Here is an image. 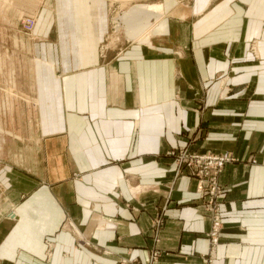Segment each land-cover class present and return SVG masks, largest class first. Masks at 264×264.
Returning <instances> with one entry per match:
<instances>
[{
	"label": "crops",
	"instance_id": "1",
	"mask_svg": "<svg viewBox=\"0 0 264 264\" xmlns=\"http://www.w3.org/2000/svg\"><path fill=\"white\" fill-rule=\"evenodd\" d=\"M39 1L8 37L33 69L0 160V264H264V0H160L154 48L104 49L119 0ZM176 148L235 158L215 246Z\"/></svg>",
	"mask_w": 264,
	"mask_h": 264
},
{
	"label": "rangeland",
	"instance_id": "2",
	"mask_svg": "<svg viewBox=\"0 0 264 264\" xmlns=\"http://www.w3.org/2000/svg\"><path fill=\"white\" fill-rule=\"evenodd\" d=\"M45 1L43 0V3ZM138 3L164 5L160 0H119L115 5L108 40L103 45V49L106 47L111 48V46H129L131 44L155 47L157 42L155 33L159 30L161 21L166 16L165 5L163 16L159 21L157 20L148 30L139 29L140 34L131 37L127 33L129 29L126 24L127 21H124V23L121 21L120 23L119 18ZM37 4V0H0V38L3 39L2 41L0 39V160L3 158V148L6 143L5 137H7L8 129L10 130L15 119H20V115L24 111L31 110L24 104H26L25 99L29 100L31 97V93L27 91V88L29 89L31 84L33 57L31 52L15 46L8 37L11 35L10 31L16 33L27 32L23 22L28 17H33ZM16 86L22 92L15 91ZM22 93L26 98L22 97Z\"/></svg>",
	"mask_w": 264,
	"mask_h": 264
},
{
	"label": "built area",
	"instance_id": "3",
	"mask_svg": "<svg viewBox=\"0 0 264 264\" xmlns=\"http://www.w3.org/2000/svg\"><path fill=\"white\" fill-rule=\"evenodd\" d=\"M34 23L33 17L24 20V26L31 29ZM256 45L253 51L256 53ZM177 158L178 169L176 175L179 176L184 169H189L191 175L197 181V192L206 197V208L212 219L210 239L215 246L220 242L223 229L222 202L225 198V188L219 183L218 177L226 164L235 160L234 156L223 152L193 150L189 148L173 149L171 151ZM157 225H163L162 219H158ZM47 244L50 241L47 240ZM48 254H51L50 250Z\"/></svg>",
	"mask_w": 264,
	"mask_h": 264
},
{
	"label": "bare ground",
	"instance_id": "4",
	"mask_svg": "<svg viewBox=\"0 0 264 264\" xmlns=\"http://www.w3.org/2000/svg\"><path fill=\"white\" fill-rule=\"evenodd\" d=\"M163 7V4L158 3H138L123 13L119 18L120 23L121 21L122 23L127 21L125 23L129 27L127 30L129 36H138L141 32L139 29L148 30L157 20L159 21L162 18Z\"/></svg>",
	"mask_w": 264,
	"mask_h": 264
}]
</instances>
